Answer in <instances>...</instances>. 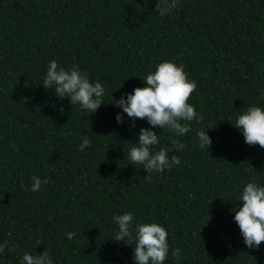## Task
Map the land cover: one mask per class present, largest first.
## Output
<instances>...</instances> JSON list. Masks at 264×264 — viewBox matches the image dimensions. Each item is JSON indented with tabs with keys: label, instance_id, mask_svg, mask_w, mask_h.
I'll use <instances>...</instances> for the list:
<instances>
[{
	"label": "trees",
	"instance_id": "1",
	"mask_svg": "<svg viewBox=\"0 0 264 264\" xmlns=\"http://www.w3.org/2000/svg\"><path fill=\"white\" fill-rule=\"evenodd\" d=\"M155 9L156 0H0V241L16 246L0 264L45 248L53 264H135L134 241L111 239L112 216L124 211L168 229L180 254L164 264H264V241L246 247L231 211L245 183H264V148L233 125L242 107L264 103V0H181L164 17ZM51 59L102 82L95 114L40 84ZM165 59L197 81L189 102L203 119L181 137L155 128L154 150L173 138L184 147L178 165L145 179L125 153L147 122L118 124L111 102ZM208 127L201 149L195 133ZM82 134L92 143L79 151ZM34 175L49 179L36 192L27 190Z\"/></svg>",
	"mask_w": 264,
	"mask_h": 264
},
{
	"label": "clouds",
	"instance_id": "2",
	"mask_svg": "<svg viewBox=\"0 0 264 264\" xmlns=\"http://www.w3.org/2000/svg\"><path fill=\"white\" fill-rule=\"evenodd\" d=\"M180 2L181 0H156L155 11L164 17L178 8ZM261 68H264V64ZM184 69L183 63L161 60L154 70L141 78L144 86L134 87L131 92L122 94L118 99L112 96L111 103L121 110L114 117L118 124L124 123L126 117L131 121V128L136 126L137 118L147 122L148 127L139 129L137 139L125 153L129 164L142 165L148 173L145 179H150V173H161L180 163L177 153L184 145L177 139L173 138L169 145L154 150L160 142L161 133L167 132L174 137H181L190 131V122L200 123L203 119L201 113L189 102L190 95L197 88V81L190 78ZM40 84L45 89L52 90L58 99L68 98L72 106L78 105L88 115L95 114L104 104L106 89L102 82L98 79L90 80L87 72L75 64L66 67L60 65L56 59L49 60ZM258 100L264 101V89L260 90ZM233 125L241 132L245 143L258 144L264 148V103H252L246 108L242 107L237 112ZM156 127L162 129L160 135H157ZM209 128L212 127L196 130L197 146L201 149H209L212 143L208 134ZM91 143L89 136L82 134L77 145L78 150L84 151ZM31 181L27 190L32 192L39 191L42 185L49 183L47 177L36 175L31 177ZM237 201L240 203L231 211L234 212L233 220L239 228L243 243L248 248H258L264 241V183H245L239 190ZM133 220V213L128 211L114 214L112 221L117 227L111 239L131 246L134 241L132 258L135 264H164L169 254L179 259L180 249L170 250L168 229L164 225L149 219L135 223ZM75 234L74 231L64 233L69 240ZM35 245H40V241L37 240ZM15 247L8 240L0 241V254L6 248L13 252ZM19 260L20 264H53L47 248L36 254L25 251Z\"/></svg>",
	"mask_w": 264,
	"mask_h": 264
}]
</instances>
